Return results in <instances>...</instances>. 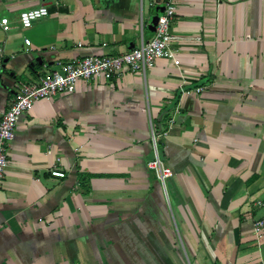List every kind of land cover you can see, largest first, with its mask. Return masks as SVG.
<instances>
[{
    "label": "crops",
    "instance_id": "0c3cea01",
    "mask_svg": "<svg viewBox=\"0 0 264 264\" xmlns=\"http://www.w3.org/2000/svg\"><path fill=\"white\" fill-rule=\"evenodd\" d=\"M42 6L24 30L21 13ZM155 17L152 0H0V121L17 83L122 55ZM172 33L175 57L145 76L82 80L20 118L0 264H264V0H178Z\"/></svg>",
    "mask_w": 264,
    "mask_h": 264
},
{
    "label": "built area",
    "instance_id": "2783aa9c",
    "mask_svg": "<svg viewBox=\"0 0 264 264\" xmlns=\"http://www.w3.org/2000/svg\"><path fill=\"white\" fill-rule=\"evenodd\" d=\"M178 0H152V6L156 9L158 17L153 36L145 40L143 36L137 45L130 51L119 56H87L82 59H74L69 62H58L57 69L46 71L37 83H17V91L10 107L3 114L0 121V186L9 166L8 149L15 139L16 130L20 118L31 111L35 103L39 101H51L57 96L75 92L80 81H111L124 72L135 75H146L148 68L154 66L160 60L175 57L174 44L180 39L172 33L173 21L177 15ZM162 8V10H159ZM49 9L42 6L37 9L22 12L20 22L24 30L33 27L36 21L47 18ZM30 40H25L29 45ZM28 51V49H27ZM2 65L0 62V76ZM183 93H190L184 90ZM204 92L203 88L196 89V93ZM174 123V121H171ZM165 132L163 136H167ZM161 138L155 131L152 132V141L157 154L158 141ZM149 169L154 170L158 178L165 184V180L172 176L170 168H164L157 155L155 161L149 164ZM51 175L57 179H65L66 174L57 166L51 171ZM261 205V203H258ZM254 236L261 240L264 236V217L256 220L253 226Z\"/></svg>",
    "mask_w": 264,
    "mask_h": 264
},
{
    "label": "water",
    "instance_id": "95a60500",
    "mask_svg": "<svg viewBox=\"0 0 264 264\" xmlns=\"http://www.w3.org/2000/svg\"><path fill=\"white\" fill-rule=\"evenodd\" d=\"M159 10H162V8H160ZM157 21H158V17L156 16V17L153 19V23H152L154 31H155V27H156V25H157Z\"/></svg>",
    "mask_w": 264,
    "mask_h": 264
}]
</instances>
